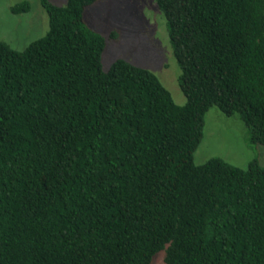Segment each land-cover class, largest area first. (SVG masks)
Here are the masks:
<instances>
[{"label":"trees","instance_id":"16d2710c","mask_svg":"<svg viewBox=\"0 0 264 264\" xmlns=\"http://www.w3.org/2000/svg\"><path fill=\"white\" fill-rule=\"evenodd\" d=\"M95 1L40 0L46 33L0 41V264H264V166L193 160L213 107L264 147V0H154L183 105L148 69L102 70Z\"/></svg>","mask_w":264,"mask_h":264},{"label":"rangeland","instance_id":"374dc122","mask_svg":"<svg viewBox=\"0 0 264 264\" xmlns=\"http://www.w3.org/2000/svg\"><path fill=\"white\" fill-rule=\"evenodd\" d=\"M22 0H0V41L21 50L43 36L48 19L40 0H26L28 12L12 14L9 8ZM64 5L66 0H48ZM85 24L105 40L100 63L103 71L122 59L154 73L177 105L185 103L178 86L180 68L168 40L165 20L154 0H96L83 13ZM115 32L116 37L110 33ZM206 114L204 136L193 154L195 164L218 156L245 168L251 159L264 166V147L248 141L245 125L236 116L227 117L216 108ZM158 254L152 264H164Z\"/></svg>","mask_w":264,"mask_h":264}]
</instances>
